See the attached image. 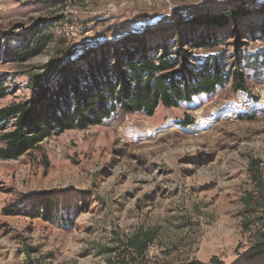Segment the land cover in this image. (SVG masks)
<instances>
[{
  "label": "rangeland",
  "instance_id": "obj_1",
  "mask_svg": "<svg viewBox=\"0 0 264 264\" xmlns=\"http://www.w3.org/2000/svg\"><path fill=\"white\" fill-rule=\"evenodd\" d=\"M241 3L244 91L228 83L152 116L117 111L0 160V264H264V71L247 66L264 50V0H0V107L30 99L29 76L52 58ZM177 28L144 40L171 45ZM37 31L51 37L40 55H3L2 38ZM202 32L229 37L231 25ZM228 42L197 54L224 50L230 64ZM141 240L145 262L130 247Z\"/></svg>",
  "mask_w": 264,
  "mask_h": 264
},
{
  "label": "trees",
  "instance_id": "obj_2",
  "mask_svg": "<svg viewBox=\"0 0 264 264\" xmlns=\"http://www.w3.org/2000/svg\"><path fill=\"white\" fill-rule=\"evenodd\" d=\"M248 13L241 3L216 15L172 16L169 26L145 28L143 35L129 31L116 41L94 42L74 60L72 52L50 59L29 76L30 99L0 107V160H15L52 135L100 125L117 111L152 116L159 107H176L200 95L213 94L228 83L234 91H244V58L239 51L247 42L237 24ZM182 23L185 28H177L171 45L149 47L144 40L145 35L165 32ZM229 25V37L202 32ZM261 35L263 39L264 33ZM50 39L41 31L5 36L3 55L9 61L26 62L40 55ZM228 39L233 49L230 64L224 50L197 54L198 50L216 49ZM247 66L264 71V50L252 56ZM9 91L0 76V100ZM51 214L46 207L41 217L50 222L55 218ZM132 245L145 262L147 240H141L140 246Z\"/></svg>",
  "mask_w": 264,
  "mask_h": 264
}]
</instances>
